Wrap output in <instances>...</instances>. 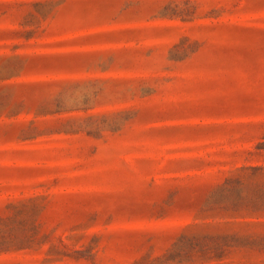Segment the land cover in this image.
<instances>
[{
  "label": "rangeland",
  "instance_id": "374dc122",
  "mask_svg": "<svg viewBox=\"0 0 264 264\" xmlns=\"http://www.w3.org/2000/svg\"><path fill=\"white\" fill-rule=\"evenodd\" d=\"M0 264H264V0H0Z\"/></svg>",
  "mask_w": 264,
  "mask_h": 264
}]
</instances>
